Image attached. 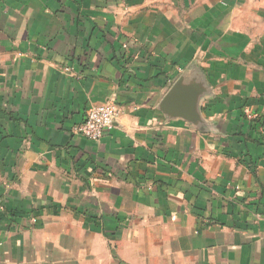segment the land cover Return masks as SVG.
<instances>
[{
  "label": "crops",
  "instance_id": "0c3cea01",
  "mask_svg": "<svg viewBox=\"0 0 264 264\" xmlns=\"http://www.w3.org/2000/svg\"><path fill=\"white\" fill-rule=\"evenodd\" d=\"M249 113L264 0H0V264H264Z\"/></svg>",
  "mask_w": 264,
  "mask_h": 264
},
{
  "label": "built area",
  "instance_id": "2783aa9c",
  "mask_svg": "<svg viewBox=\"0 0 264 264\" xmlns=\"http://www.w3.org/2000/svg\"><path fill=\"white\" fill-rule=\"evenodd\" d=\"M121 112L114 101L91 105L87 109L85 120L74 129L75 133L87 139L99 141L115 127ZM257 116L256 113H249L248 118L252 120Z\"/></svg>",
  "mask_w": 264,
  "mask_h": 264
},
{
  "label": "trees",
  "instance_id": "16d2710c",
  "mask_svg": "<svg viewBox=\"0 0 264 264\" xmlns=\"http://www.w3.org/2000/svg\"><path fill=\"white\" fill-rule=\"evenodd\" d=\"M249 124L252 130H258L260 127H264V120L262 116L258 115L257 118L249 120Z\"/></svg>",
  "mask_w": 264,
  "mask_h": 264
}]
</instances>
